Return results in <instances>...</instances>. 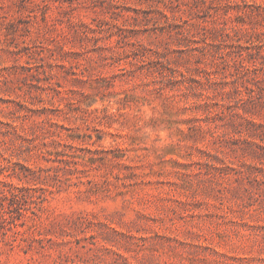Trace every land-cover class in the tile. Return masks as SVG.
<instances>
[{"label": "rangeland", "instance_id": "rangeland-1", "mask_svg": "<svg viewBox=\"0 0 264 264\" xmlns=\"http://www.w3.org/2000/svg\"><path fill=\"white\" fill-rule=\"evenodd\" d=\"M0 120V264H264V0H0Z\"/></svg>", "mask_w": 264, "mask_h": 264}, {"label": "trees", "instance_id": "trees-1", "mask_svg": "<svg viewBox=\"0 0 264 264\" xmlns=\"http://www.w3.org/2000/svg\"><path fill=\"white\" fill-rule=\"evenodd\" d=\"M0 123L10 126L8 122L6 123L0 120ZM55 154H58L56 158L48 157V155L43 156L47 161H58L59 163L57 165L27 166L21 164L19 166L20 169L14 165L7 166V169H5L6 166L2 167V176H0V205L2 208L6 206L7 202L10 204L9 206L26 204L29 206V210L37 213L35 208H39L40 203L46 199V185L60 187L62 177L66 175L63 169L66 168V165H69L68 157L70 154L66 151H56ZM63 163L66 165H62ZM13 176H16L21 181V184L14 182L11 179ZM20 214L25 215L26 213L20 211ZM13 223L15 226L18 224L14 217Z\"/></svg>", "mask_w": 264, "mask_h": 264}]
</instances>
